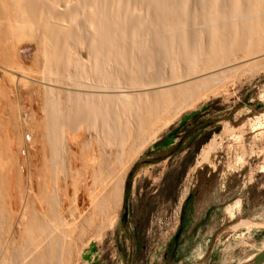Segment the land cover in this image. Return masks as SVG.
Listing matches in <instances>:
<instances>
[{
    "label": "rangeland",
    "instance_id": "obj_1",
    "mask_svg": "<svg viewBox=\"0 0 264 264\" xmlns=\"http://www.w3.org/2000/svg\"><path fill=\"white\" fill-rule=\"evenodd\" d=\"M75 1L57 5L55 11L65 10L66 5L76 8ZM81 11L76 8L75 22L84 18ZM71 21L64 23L68 26ZM13 43L11 69L0 64V85L7 86L12 96L8 95L12 103L6 107L0 98V142L6 143L0 148V205L4 212L16 215L0 240V264H10L7 252L20 246L23 222L30 214L27 207L41 217L45 229L62 233L63 240L71 244L69 264H252L254 255L264 247V69L249 76L242 73L241 65L262 58L264 52L248 57L236 54L230 62L191 77L212 76L205 94L185 107L177 104L182 108L177 111L174 106V114L172 108L168 114L163 112L147 140L130 157H120L114 143L91 126H82L73 133L63 131L60 166L54 167V155L45 139L47 106L55 99L49 89H63L62 105L71 106L65 94L74 86L69 84L71 79L63 78L75 71L61 73V78L60 73H51L40 65L44 51L35 40L21 38ZM76 51L72 57L90 73L85 49L78 47ZM9 69L14 86L6 75ZM158 74L165 79L169 71L161 68ZM57 79L62 80L60 85ZM185 80L162 83L161 87ZM155 88L115 93H140L138 104H142ZM123 101L115 100L114 105L124 107ZM191 111H198L195 126L211 133L194 152L192 162L186 147L191 135L199 130L192 129L190 135L184 132L195 119H188L185 128L177 127L178 137L165 148L150 150L155 141L177 126L182 115ZM2 115L8 121L2 120ZM3 126L10 128L9 132L5 130L11 135L9 140L2 133ZM131 140L123 143L127 146ZM214 142L215 147L202 161ZM4 152L12 155L10 165L9 154L6 157ZM113 191V200L110 198L101 213L96 203ZM52 203L55 215L47 213ZM44 233L28 230L23 261L39 248L36 242L44 240Z\"/></svg>",
    "mask_w": 264,
    "mask_h": 264
},
{
    "label": "bare ground",
    "instance_id": "obj_2",
    "mask_svg": "<svg viewBox=\"0 0 264 264\" xmlns=\"http://www.w3.org/2000/svg\"><path fill=\"white\" fill-rule=\"evenodd\" d=\"M67 1L0 0V64L11 69L13 60L10 55L13 56L14 40L28 38L35 40L39 49L44 51L41 57L43 63L40 65L43 64L45 69L60 75L71 69L75 71V74L69 72L63 78L71 79V82L67 81L71 87L74 86L70 93L65 94V101L70 100L71 106L62 105L63 89H49L55 99L48 100L50 103L45 119L48 131L45 139L54 155V167L59 165L58 155L62 152L60 136L63 131L73 133L82 126H91L97 134L114 143L121 153L120 157H130L147 140L150 129L161 120L163 112L168 114L167 111L174 106L179 111L180 103L185 107L205 94L212 76L191 77L230 62L236 54L248 57L264 52V0H76V8L84 14V18L78 22L74 21V6L67 8L66 5L65 10L55 11L57 5L62 6ZM67 19L75 23L71 21L66 26L64 21ZM78 47L86 51L91 63L87 67L90 73L80 62H76L79 60L75 61L72 57ZM241 66L244 67L243 74L253 76L264 69V56ZM161 68L169 71L165 79L159 78L158 70ZM107 70H112V73ZM10 73L12 70L6 75H9L8 79L14 86L13 74ZM183 78L186 80L176 85L161 87L162 83ZM55 82L60 85L62 80L57 79ZM3 86L0 87V98L5 101L6 107L12 103V99L8 97L11 92L8 94L7 86L6 89ZM142 87L158 88L147 94L142 104H138L142 96L140 93H115L117 90ZM115 100H124L121 102L124 107L119 106L124 109H121L124 115H121L118 105H114ZM10 109L7 108V113ZM177 111L174 110L173 114ZM2 117L4 119V115ZM11 126L12 122L9 124L12 131ZM6 129L1 128L4 136L8 131ZM7 136L9 140L11 135ZM130 137L132 143L125 146L123 142L130 140ZM2 142L0 148L6 144ZM214 147L215 142L202 161ZM9 151L12 154L11 149ZM10 153L7 152L9 160L12 158ZM3 159L7 158L3 156ZM186 191L185 187L182 195ZM112 194H116V191L96 203L98 211L102 213L110 204V198L115 196ZM27 210L30 214L23 222L20 246L7 252V261L10 264H69V255L73 250L71 244L63 240L62 233L45 229L43 220L35 210L30 212L28 207ZM5 213L0 205V240L9 231L16 215L13 211ZM47 213L55 215L53 203L48 206ZM29 229L45 232V236L43 241L40 239L36 242L39 248L35 253L23 261Z\"/></svg>",
    "mask_w": 264,
    "mask_h": 264
},
{
    "label": "trees",
    "instance_id": "obj_3",
    "mask_svg": "<svg viewBox=\"0 0 264 264\" xmlns=\"http://www.w3.org/2000/svg\"><path fill=\"white\" fill-rule=\"evenodd\" d=\"M198 118H199L198 117V111H191V112H188V113L182 115L177 126L170 128L168 130V132L161 139H159L158 141H155L151 145L150 150H154L156 148H161V147L165 148L168 144L173 142L172 139H175L176 137H178V134L180 132H176L177 127L181 126V127L185 128V125H186L185 122L188 119H195L194 123L188 127L189 130L187 131V129L185 128V132H184V133H187V135H190V133L192 132V129L195 128V129L199 130L197 133L191 135L188 146L186 147L187 151H188L187 153H190L188 156L189 157L188 160H189V162H192L193 156L195 155L198 147L201 144H203L204 142H206V140L209 138V136L211 134L210 132L205 133L204 127H198V125L195 126V123L197 122ZM191 147L193 148V150L191 152H189V149Z\"/></svg>",
    "mask_w": 264,
    "mask_h": 264
},
{
    "label": "water",
    "instance_id": "obj_4",
    "mask_svg": "<svg viewBox=\"0 0 264 264\" xmlns=\"http://www.w3.org/2000/svg\"><path fill=\"white\" fill-rule=\"evenodd\" d=\"M252 264H264V247L254 255Z\"/></svg>",
    "mask_w": 264,
    "mask_h": 264
}]
</instances>
